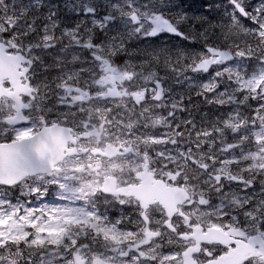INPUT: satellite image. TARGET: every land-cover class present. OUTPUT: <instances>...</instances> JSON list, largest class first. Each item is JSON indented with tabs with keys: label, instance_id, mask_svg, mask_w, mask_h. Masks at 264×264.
Masks as SVG:
<instances>
[{
	"label": "snow or ice",
	"instance_id": "1",
	"mask_svg": "<svg viewBox=\"0 0 264 264\" xmlns=\"http://www.w3.org/2000/svg\"><path fill=\"white\" fill-rule=\"evenodd\" d=\"M179 7L0 0V264H264V0Z\"/></svg>",
	"mask_w": 264,
	"mask_h": 264
},
{
	"label": "rangeland",
	"instance_id": "2",
	"mask_svg": "<svg viewBox=\"0 0 264 264\" xmlns=\"http://www.w3.org/2000/svg\"><path fill=\"white\" fill-rule=\"evenodd\" d=\"M214 2H221V3H223V0H172V3H173V4H177V5L180 6V7L177 8V9H173V11H179V10L183 9V10L188 11V13H189L190 15H192V14H206V15H209L210 18L213 19V22H214L215 20L218 21V20L220 19V17L216 14L215 11H213V12H211V13H205V8H204V6H205L206 4L214 3ZM249 2H254V4H251V3H250V4H251L253 7H255V6H258V5H259L260 0H249ZM191 30H192V29H191L190 26H188V27L185 28V31H191ZM185 43H186L185 45H186L189 49L192 47L191 45H189V42H188V41H186ZM195 45H198V44H195ZM195 45H194V47L196 48ZM196 49L198 50V48H196ZM55 190L57 191L56 188H55ZM56 193H57V192H55V195H56ZM13 195H15V193H14ZM16 195H19V192H17ZM56 196H57V195H56ZM51 198H52V197H51ZM28 200L33 201V200H35V199L29 197ZM42 200H44V198H43ZM42 200H39V202H38L37 204H40V203H44V204H48V205H57V204H61V203H59V202H61L60 200H59L58 203H56V202H54V201H52V202H48V200H45V201H42ZM54 200H55V199H54Z\"/></svg>",
	"mask_w": 264,
	"mask_h": 264
},
{
	"label": "flooded vegetation",
	"instance_id": "3",
	"mask_svg": "<svg viewBox=\"0 0 264 264\" xmlns=\"http://www.w3.org/2000/svg\"><path fill=\"white\" fill-rule=\"evenodd\" d=\"M134 44L135 43H132V47L135 46ZM145 45H146V47L148 45H152L153 47H164V46H167L169 48H171V46H173L174 49H175L174 51L185 48L184 47L185 44L182 41L178 40V38L177 39L176 38H172L171 36H167V35L162 36L159 39L151 38V39L145 41ZM134 48L142 49L141 47H134ZM160 72H161V74H163V72H165L163 65H161V67H160Z\"/></svg>",
	"mask_w": 264,
	"mask_h": 264
},
{
	"label": "bare ground",
	"instance_id": "4",
	"mask_svg": "<svg viewBox=\"0 0 264 264\" xmlns=\"http://www.w3.org/2000/svg\"><path fill=\"white\" fill-rule=\"evenodd\" d=\"M216 21H217V20H215L214 22H216ZM197 46H198V49H199V48L201 47V44H200V43H198V45H197Z\"/></svg>",
	"mask_w": 264,
	"mask_h": 264
}]
</instances>
